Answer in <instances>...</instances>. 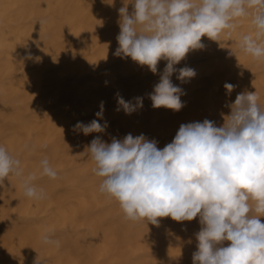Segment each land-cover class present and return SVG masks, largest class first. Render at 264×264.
Listing matches in <instances>:
<instances>
[{
  "label": "bare ground",
  "instance_id": "obj_1",
  "mask_svg": "<svg viewBox=\"0 0 264 264\" xmlns=\"http://www.w3.org/2000/svg\"><path fill=\"white\" fill-rule=\"evenodd\" d=\"M122 6L124 0H0V146L21 161L25 177L36 176L46 194L32 200L23 193L22 178H5L0 264H192L199 218H159V226L127 220L118 202L100 193L101 178L86 146L97 135L111 142L131 133L156 140L162 149L181 124L208 119L221 126L230 113L226 104L245 91H256L264 107V62L239 49L240 35L252 30L250 18H242L231 37L217 42L203 36L204 48L175 66L196 72L186 83L176 79L178 73L171 78L186 93L185 106L178 112L155 109L148 94L166 61L153 74L114 55ZM225 83L235 86L230 94ZM117 93L126 101L143 97V107L131 115L116 111ZM101 101L106 131H74L77 122L96 119ZM45 157L56 179L41 175ZM46 232L59 247L42 243Z\"/></svg>",
  "mask_w": 264,
  "mask_h": 264
},
{
  "label": "clouds",
  "instance_id": "obj_2",
  "mask_svg": "<svg viewBox=\"0 0 264 264\" xmlns=\"http://www.w3.org/2000/svg\"><path fill=\"white\" fill-rule=\"evenodd\" d=\"M132 5L129 11L128 5ZM118 47L114 55L131 60L158 74L148 94L155 109L180 111L185 103L181 83L196 76L194 69L175 66L191 51L203 49V36L220 42L239 29L238 20L250 18L252 30L242 34L239 49L257 62H264V0H124L119 10ZM107 83V82H106ZM234 85L225 83L226 93ZM116 111L131 115L143 107V97L126 101L116 94ZM230 113L217 126L214 121L184 123L162 149L144 134H127L105 142L97 135L84 154L101 178L99 191L118 202L125 218L159 226V218L176 222L199 218L200 230L192 264H264V107L255 92H242L226 104ZM96 119L77 122L74 131L85 136L104 133L101 123L104 102ZM41 175L56 179L57 171L45 157L39 161ZM22 178L26 197L42 200L46 194L24 176L21 161L0 146V186L5 178ZM42 243L60 242L44 233ZM230 242L224 246V242Z\"/></svg>",
  "mask_w": 264,
  "mask_h": 264
}]
</instances>
